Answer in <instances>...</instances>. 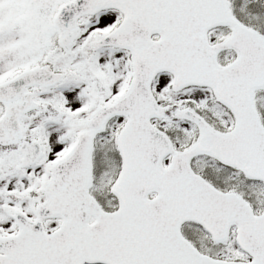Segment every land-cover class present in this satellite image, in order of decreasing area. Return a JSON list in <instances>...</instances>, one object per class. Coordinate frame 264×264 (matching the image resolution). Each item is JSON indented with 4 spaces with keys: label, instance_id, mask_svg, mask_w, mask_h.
Here are the masks:
<instances>
[{
    "label": "snow or ice",
    "instance_id": "snow-or-ice-1",
    "mask_svg": "<svg viewBox=\"0 0 264 264\" xmlns=\"http://www.w3.org/2000/svg\"><path fill=\"white\" fill-rule=\"evenodd\" d=\"M0 264H264V0H0Z\"/></svg>",
    "mask_w": 264,
    "mask_h": 264
}]
</instances>
